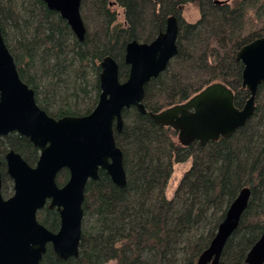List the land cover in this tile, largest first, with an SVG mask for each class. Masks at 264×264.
<instances>
[{
	"label": "trees",
	"instance_id": "trees-1",
	"mask_svg": "<svg viewBox=\"0 0 264 264\" xmlns=\"http://www.w3.org/2000/svg\"><path fill=\"white\" fill-rule=\"evenodd\" d=\"M193 5L195 21L183 11ZM122 9L123 22L113 8ZM85 25L79 40L59 12L44 0H0V27L20 78L34 91L36 103L53 117L82 115L100 93V60L118 62L120 80L127 77L125 45L149 42L165 28L170 15L178 20L177 52L166 68L144 86L145 113L135 106L122 111V129L114 131L123 154L124 186L99 169L88 179L78 256L58 258L47 243L40 264H196L224 217L230 202L250 187L247 206L227 238L217 264H246V253L264 229V81L246 123L228 137L182 145L177 131L156 123L148 111L180 103L212 82H222L242 107L249 96L242 86L241 45L264 35V0H81ZM19 152L30 164L38 148L24 135L0 136L4 197L12 191L4 154ZM191 159L171 198L165 187L175 162ZM59 170L58 185L68 178ZM37 219L56 231L60 218L47 205ZM210 264V263H209Z\"/></svg>",
	"mask_w": 264,
	"mask_h": 264
},
{
	"label": "water",
	"instance_id": "water-1",
	"mask_svg": "<svg viewBox=\"0 0 264 264\" xmlns=\"http://www.w3.org/2000/svg\"><path fill=\"white\" fill-rule=\"evenodd\" d=\"M59 12L79 40L85 25L80 13L81 0H44ZM178 20L170 15L165 28L149 42L130 40L125 45L127 77L120 80L118 62L107 54L100 60V93L93 109L82 115H49L35 101L34 91L19 76L0 27V136L11 131L26 136L38 150L30 165L14 149L4 154L6 173L13 182V193H1L0 158V264H40L47 243L58 258L78 256L83 217L82 202L88 179H98L104 170L119 187L126 183L123 154L114 131L122 129V111L142 102L144 86L162 72L177 52ZM242 62V86L249 96L242 107L234 104L232 89L212 82L183 102L159 111H148L156 122L177 131L182 145L197 140L205 143L228 137L254 113V97L264 81V35L240 46L236 53ZM67 168V180L58 185L56 176ZM250 187H242L228 205L209 244L196 264H217L227 238L237 227L247 206ZM56 208L60 223L56 231L44 226L36 212L46 201ZM246 264H264V229L250 247Z\"/></svg>",
	"mask_w": 264,
	"mask_h": 264
},
{
	"label": "rangeland",
	"instance_id": "rangeland-1",
	"mask_svg": "<svg viewBox=\"0 0 264 264\" xmlns=\"http://www.w3.org/2000/svg\"><path fill=\"white\" fill-rule=\"evenodd\" d=\"M189 8L187 7L186 10L183 11L184 17L189 20V21H195L197 19V17L199 16L197 9L189 4ZM116 12L118 13V21L119 22H123V18H122V9L118 6H114L113 7ZM198 14V15H197ZM197 15V17H196ZM191 165V159H187L185 161L182 162H175L173 163L172 166V172L171 175L169 177V180L167 182V185L165 187V196L167 198H171L173 195V192L182 176V174L184 173L185 170H187ZM3 183H5L6 185L9 184L10 180H8L4 175L2 177ZM11 191H13V189L11 188ZM104 264H116L114 261H107Z\"/></svg>",
	"mask_w": 264,
	"mask_h": 264
},
{
	"label": "flooded vegetation",
	"instance_id": "flooded-vegetation-1",
	"mask_svg": "<svg viewBox=\"0 0 264 264\" xmlns=\"http://www.w3.org/2000/svg\"><path fill=\"white\" fill-rule=\"evenodd\" d=\"M38 153H39V150H38ZM36 160H37V159H36ZM35 162H36V161H35ZM35 162H34L33 164H30V163H29V164L34 166V165H35ZM5 172H6V170H5ZM7 175H8V174H7ZM8 176H9V175H8ZM9 177H10V176H9ZM10 179H11V178H10ZM1 181H2V174H1ZM11 182H12V179H11ZM12 189H13V182H12ZM12 193H13V191H12ZM12 193H11V194H12ZM11 194H10V195H11ZM7 197H8V196H7ZM48 203H49V201L47 200L46 203H45L42 207H44V206L47 205V207L50 208V207L48 206ZM42 207H41V208H42ZM39 209H40V208H39ZM39 209H38V210H39ZM55 209H56V208H55ZM39 222H40V221H39Z\"/></svg>",
	"mask_w": 264,
	"mask_h": 264
}]
</instances>
